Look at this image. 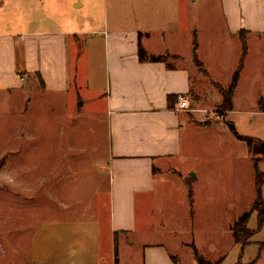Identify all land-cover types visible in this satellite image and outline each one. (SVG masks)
Returning a JSON list of instances; mask_svg holds the SVG:
<instances>
[{
  "label": "crops",
  "instance_id": "obj_1",
  "mask_svg": "<svg viewBox=\"0 0 264 264\" xmlns=\"http://www.w3.org/2000/svg\"><path fill=\"white\" fill-rule=\"evenodd\" d=\"M79 1L71 6L70 0H56L47 15L31 16L30 30L0 32V93H19L17 105L25 114L30 103L35 105L33 90L40 89L47 93L53 111L67 112L66 130L73 132L89 118L104 117L108 136L106 159L98 161V170L97 163L87 160L93 171L108 175H83L82 186L90 187L92 197L87 207L80 208L81 200L70 199L67 206L62 202L56 217L36 226L31 262L120 264L119 248L128 246L132 252L138 245L142 264H183L171 243L181 235V215L176 217L164 207L168 213L163 212L162 218L167 223L156 218L157 181L171 175L180 184L191 182L172 166L182 158L185 131L213 124L225 128L227 112L238 102L244 70L254 50L264 44V0H205L203 16L198 0H111L112 15L101 10L104 0H95V6ZM219 36L222 45L217 47ZM141 48L147 58L140 56ZM216 48L234 69L243 59L234 106L225 117L206 102L218 83L208 70L210 53ZM180 98L187 101L186 109L180 108ZM259 108L264 113L263 102ZM24 122L30 134L29 141L22 140L25 147L36 139L31 135L32 122L27 117ZM235 135L249 137L237 130ZM61 145L67 149L64 162L71 153L84 151L73 136ZM248 152L258 166L262 152L251 146ZM64 176L46 175L45 202L62 201L56 188ZM76 181L75 191L81 186L79 175ZM213 204L219 209L217 220L224 222L223 209L214 200ZM71 212L88 214L72 218ZM173 221L179 230L172 227ZM227 221L228 234L231 222ZM191 241L180 245L188 249ZM221 258L225 257L214 261ZM196 261L194 256L193 264Z\"/></svg>",
  "mask_w": 264,
  "mask_h": 264
},
{
  "label": "rangeland",
  "instance_id": "obj_2",
  "mask_svg": "<svg viewBox=\"0 0 264 264\" xmlns=\"http://www.w3.org/2000/svg\"><path fill=\"white\" fill-rule=\"evenodd\" d=\"M54 1L0 0V32L30 30L31 16L47 15V8ZM74 1L70 0L71 6ZM80 1H90V5L92 3L95 6V0ZM103 2L101 10L112 15L111 0ZM204 2L198 0L200 16L205 14ZM96 7L100 11L99 4ZM221 42L222 36L217 37L216 46H221ZM253 55L237 90V105L233 111L227 112L225 128L213 124L185 131L182 158L172 166L187 175L191 182L180 184L171 175L157 181L156 218L167 223V219L162 218L163 212L168 213L165 208L176 217L181 215V235L171 243L183 264H193L195 247L205 259L213 262L225 257L222 264H264V223L258 229L257 211L250 219L249 228L258 230H255V236L248 239V244L242 248L232 236L235 222L244 212L252 209L257 197V171L255 161L248 152L250 145L236 138V130L253 138L255 142L259 141L258 146L263 143L260 140H264V113L259 112V103L264 104L263 42L254 50ZM234 66L230 60H222V52L218 48L210 53L208 70L219 84L215 83V95L208 92L206 102L219 117L226 115L220 88L227 90L238 68L234 69ZM217 93L222 96L221 101ZM3 94L0 93V264H32V233L36 226L56 217L59 214L58 208H63L62 202L66 205L70 199L81 200L80 208L87 207L88 199L92 197L89 196L90 187L82 186L83 175H108L107 172L93 171L87 161L90 159L94 166L97 163L95 170H98V161H105L108 150L106 123L104 117L89 118L71 132L66 130L70 121L69 117H64L67 112L62 109L53 111L48 106L46 92L33 90L35 105L32 107L30 103L25 114L17 105L20 103L19 93L12 96ZM25 117L32 122L31 135L36 140L24 144V147L22 140L29 141L30 137L26 122L22 123ZM231 124L236 125V129H230ZM68 136H73L77 146L84 151L75 156L71 153L68 162H64L67 149L59 146V142L63 144ZM259 158L258 169L264 175V160H261L264 159V149ZM46 175H65L62 184L56 188L61 202H45L49 184ZM78 175L81 186L75 191ZM261 193L264 199V183ZM213 200L223 209L220 215L224 213V222L217 220L219 209H214ZM257 207L262 209L260 204ZM70 214L76 218L88 212ZM228 219L231 222L229 235L226 230ZM171 225L175 228L177 222L173 221ZM176 229L179 230L178 227ZM183 240H192L193 245H190L189 250L180 245ZM142 256L138 245L132 252L128 246L118 251L120 264H142Z\"/></svg>",
  "mask_w": 264,
  "mask_h": 264
},
{
  "label": "trees",
  "instance_id": "obj_3",
  "mask_svg": "<svg viewBox=\"0 0 264 264\" xmlns=\"http://www.w3.org/2000/svg\"><path fill=\"white\" fill-rule=\"evenodd\" d=\"M242 43H243V59L247 53V42L245 37L242 38ZM140 56L142 58H147V54L144 51L143 48H141L140 50ZM152 60H163L164 58L166 59V56H159V57H155V56H151L149 57ZM243 59L242 62L240 64V66L237 68V70L235 71L232 81L230 83V85L228 86L227 90H223L222 88L221 91L223 93V104L226 107V111L227 110H232L234 103H233V98H234V94L236 91V88L238 87L239 81H240V76H241V71H242V64H243ZM196 62H198V64L201 66V62L196 59ZM237 137L239 139L245 140L249 143V145L253 148V151H261L263 152L264 149V142L261 143V145H257V142H255V140L251 137H244V136H240L237 135ZM256 171H257V175H256V190H257V197L256 200L253 204V207L250 211H246L244 212L239 219L235 222L234 227H233V238L235 240V242L237 244H241L242 248H244V246H246V244H248V239L251 236H255L256 232L255 230H258L260 228H262L263 223H264V199L262 197V186L264 183V175L262 172H260V170L258 169V166L256 164ZM262 206V209H258L257 205ZM257 211L258 214V218H259V228L258 229H251L249 228V222L250 219L253 215L254 212ZM198 264H222L224 258H221L217 261H210L205 259L200 253L199 251L196 249H194ZM240 264V263H238ZM250 264H254L250 263Z\"/></svg>",
  "mask_w": 264,
  "mask_h": 264
},
{
  "label": "built area",
  "instance_id": "obj_4",
  "mask_svg": "<svg viewBox=\"0 0 264 264\" xmlns=\"http://www.w3.org/2000/svg\"><path fill=\"white\" fill-rule=\"evenodd\" d=\"M179 104H180V108H182V109H186L188 106L187 101H185L183 98L179 99Z\"/></svg>",
  "mask_w": 264,
  "mask_h": 264
},
{
  "label": "water",
  "instance_id": "obj_5",
  "mask_svg": "<svg viewBox=\"0 0 264 264\" xmlns=\"http://www.w3.org/2000/svg\"><path fill=\"white\" fill-rule=\"evenodd\" d=\"M230 127H231L232 129H234V128H235V125L231 124Z\"/></svg>",
  "mask_w": 264,
  "mask_h": 264
}]
</instances>
